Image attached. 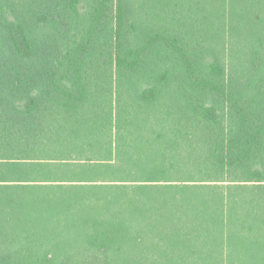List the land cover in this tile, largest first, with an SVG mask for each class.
I'll use <instances>...</instances> for the list:
<instances>
[{"label": "trees", "instance_id": "obj_1", "mask_svg": "<svg viewBox=\"0 0 264 264\" xmlns=\"http://www.w3.org/2000/svg\"><path fill=\"white\" fill-rule=\"evenodd\" d=\"M240 27L264 0H0V264H264Z\"/></svg>", "mask_w": 264, "mask_h": 264}, {"label": "rangeland", "instance_id": "obj_2", "mask_svg": "<svg viewBox=\"0 0 264 264\" xmlns=\"http://www.w3.org/2000/svg\"><path fill=\"white\" fill-rule=\"evenodd\" d=\"M236 31L240 32L239 34H230L229 32L225 35L224 47L227 50L228 47H232L236 52L240 51L248 53L252 48L256 55H258L260 62L264 65V34L260 37V39L253 38L254 36L251 34L252 32L249 29H244V27L236 28ZM226 53V51L224 52ZM207 63H210L213 59L211 56H207L204 58ZM222 61L223 66L226 68L228 63H230V59L226 58L220 59ZM264 76V75H263Z\"/></svg>", "mask_w": 264, "mask_h": 264}]
</instances>
